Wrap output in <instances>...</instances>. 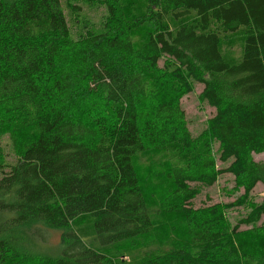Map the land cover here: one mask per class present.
Instances as JSON below:
<instances>
[{
    "label": "trees",
    "instance_id": "16d2710c",
    "mask_svg": "<svg viewBox=\"0 0 264 264\" xmlns=\"http://www.w3.org/2000/svg\"><path fill=\"white\" fill-rule=\"evenodd\" d=\"M94 1L103 29L76 38L61 0H0V264H264V199L226 215L264 184V0ZM239 29L230 62L220 42ZM194 81L214 108L196 137L180 103ZM223 173L243 193L195 207L191 183Z\"/></svg>",
    "mask_w": 264,
    "mask_h": 264
},
{
    "label": "rangeland",
    "instance_id": "374dc122",
    "mask_svg": "<svg viewBox=\"0 0 264 264\" xmlns=\"http://www.w3.org/2000/svg\"><path fill=\"white\" fill-rule=\"evenodd\" d=\"M75 4L80 7L77 11H71L69 4ZM129 9L135 12H144L143 0H126ZM62 8L64 10L69 30L73 37H80L85 34L87 30L94 32L101 31L103 29V22L106 16L105 6L94 0H61ZM169 26L175 28L179 22L172 20L171 17L166 18ZM137 30L135 36L139 40H143L145 33L149 26ZM244 34L243 29H239L234 33H228L222 37L220 42V50L223 56L230 62H237L241 58L243 52ZM193 90L181 96V107L185 111L186 125L191 135L198 136L206 127L209 118L214 114V108L208 105L206 101L199 99V93L202 90L203 85L197 82H192ZM7 138L4 136L2 139L4 164L13 162L15 157L8 150L6 144ZM211 148L217 158V166L225 167L228 162L223 163L218 160V142L214 139L211 140ZM253 158L256 161L264 160V152L254 154ZM5 168L4 166H2ZM1 175V169H0ZM146 188L147 195L155 200H161L166 194L169 187L168 180L163 178H154L148 184ZM192 187L198 189L197 196L192 200L195 207L202 205H209L216 202L220 203H232L243 193V189L236 187V181L233 175L229 173L220 174L217 180L212 185H203L197 182L191 183ZM264 199V184L257 183L252 192L249 195L248 201L241 206H233L226 211L228 221L231 225H235L238 220L243 217L250 209V207L259 203ZM171 217L166 215L163 218V223L170 221ZM264 222V216L259 222ZM244 228L245 226H240ZM165 228V227H164ZM60 233L53 231L49 239L51 245L56 246L59 241Z\"/></svg>",
    "mask_w": 264,
    "mask_h": 264
}]
</instances>
